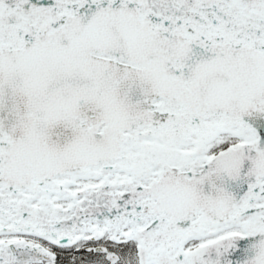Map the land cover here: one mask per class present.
Returning <instances> with one entry per match:
<instances>
[{
    "label": "snow or ice",
    "instance_id": "6c2138e0",
    "mask_svg": "<svg viewBox=\"0 0 264 264\" xmlns=\"http://www.w3.org/2000/svg\"><path fill=\"white\" fill-rule=\"evenodd\" d=\"M0 264H264V0H0Z\"/></svg>",
    "mask_w": 264,
    "mask_h": 264
}]
</instances>
